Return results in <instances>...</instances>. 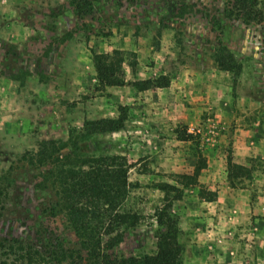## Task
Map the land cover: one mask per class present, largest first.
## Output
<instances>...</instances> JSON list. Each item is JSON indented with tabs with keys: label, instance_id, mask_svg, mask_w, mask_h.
Masks as SVG:
<instances>
[{
	"label": "rangeland",
	"instance_id": "rangeland-1",
	"mask_svg": "<svg viewBox=\"0 0 264 264\" xmlns=\"http://www.w3.org/2000/svg\"><path fill=\"white\" fill-rule=\"evenodd\" d=\"M89 1L88 14L77 15L70 0H0V178L16 180L22 208L32 216L49 210L47 231L92 264L91 245L69 221L54 181L35 185L49 168L30 165L22 155L41 141H66L85 120L116 118L124 107L126 130L82 145L89 153L123 156L127 180L138 183L122 210L136 214L139 225L104 229L100 253L154 254V209L174 196L154 185L169 183L182 193L173 212L193 253L184 264H264V20L245 25L226 18L228 0ZM220 45L241 65L238 76L215 68L211 56ZM113 51L125 58L126 81L167 75L169 87L104 86L93 56ZM131 53L134 72L127 65ZM182 134L187 141L178 140ZM246 151L245 169L229 180L227 157L237 164ZM197 165L201 187L212 191L200 181L211 171L217 185L220 179L244 191L238 197L244 204L213 207L197 188L179 185ZM25 223L2 219L0 234L20 235L31 225L43 232L42 223Z\"/></svg>",
	"mask_w": 264,
	"mask_h": 264
},
{
	"label": "trees",
	"instance_id": "trees-1",
	"mask_svg": "<svg viewBox=\"0 0 264 264\" xmlns=\"http://www.w3.org/2000/svg\"><path fill=\"white\" fill-rule=\"evenodd\" d=\"M77 15L88 14L91 7L89 0H70ZM224 16L235 19L245 25L260 23L264 20V0H228ZM127 65L134 72L137 61L134 54ZM216 69L238 76L241 65L225 46L220 45L211 56ZM122 53L94 55L93 63L100 83L106 87L128 86L143 92L151 89H165L170 85V77L160 75L155 78L128 82L125 80ZM234 88V86H233ZM126 109L119 108L116 118H100L83 121L79 130L69 131L68 139L46 140L38 143L36 151L25 152L22 160L30 165L49 168L39 172L41 187L49 178L58 189V196L65 214L78 235L84 237L91 245L92 264H184L193 256L190 245L182 241L183 232L179 227L178 216L173 212V203L181 200V190L169 183H157L154 190L171 193L174 196L166 199L162 207H155L156 240L154 254L130 256L127 258H110L100 253L101 234L104 229H134L139 225L136 214L125 212L122 205L131 189L138 186L127 180L128 167L126 160L116 154H94L83 150L82 145L95 138L126 130ZM178 140L187 141L184 134ZM68 150L66 153L63 151ZM227 178L232 172L245 169L233 163L231 157L226 159ZM202 167L197 165L191 175H182L179 185L183 188L198 189V196L205 202L216 200V192L207 191L198 183ZM46 175L48 177H46ZM16 180L9 174L0 178V221L13 218L24 227L28 222L42 223L51 217L49 210L41 208L34 217L31 212L22 208L20 191L15 188ZM30 229L20 235L0 234V264H83V258L73 249L65 247L63 241L52 231L48 232L43 225H31ZM35 235V239L32 238Z\"/></svg>",
	"mask_w": 264,
	"mask_h": 264
},
{
	"label": "crops",
	"instance_id": "crops-1",
	"mask_svg": "<svg viewBox=\"0 0 264 264\" xmlns=\"http://www.w3.org/2000/svg\"><path fill=\"white\" fill-rule=\"evenodd\" d=\"M165 89H167V88H165ZM243 154H244V152H243ZM246 156H249L248 151H246V153H245V155H243V157H241L240 159H237L236 163L239 165H243V163L245 162ZM213 159H214V157L211 156L208 159V161H210V160L214 161ZM208 173H209V175L207 177V180L200 178V181L203 183L209 182V183H206L207 188L209 190L215 191L217 196H216L215 201L206 202L207 205H212L213 207L218 206L220 208L224 206L225 208H228V207H233V206L239 207V206H242L244 204L243 203L244 199H240V200H242V202H240V203L238 200V197L244 198V191H241V190L235 191V189L230 188L227 185H224V180L222 181L220 179H219V182H221V185H217V183H215L218 180V179L216 180V175L211 171H209ZM218 178H219V176H218ZM260 192L264 196V191H260ZM262 202L264 203V200H261V202L259 204H261ZM214 210H216V209L214 208ZM214 210L211 209L210 211L214 212ZM207 214L208 215L212 214V212L207 213Z\"/></svg>",
	"mask_w": 264,
	"mask_h": 264
}]
</instances>
